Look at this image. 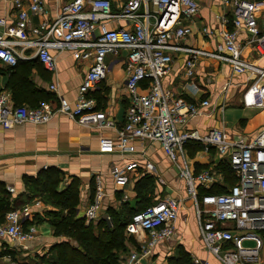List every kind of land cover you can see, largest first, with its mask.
<instances>
[{"label":"built area","instance_id":"built-area-1","mask_svg":"<svg viewBox=\"0 0 264 264\" xmlns=\"http://www.w3.org/2000/svg\"><path fill=\"white\" fill-rule=\"evenodd\" d=\"M1 1L12 2L14 9L9 15H0L1 61L14 65L25 56L19 48L33 47L39 61L55 70L56 57L50 49L56 47L70 52L75 60L87 62L88 69L73 103L59 94L58 105L42 101L37 106H13L0 92V122L40 124L55 114H66L82 125L116 129V135L100 137L101 153L134 151L131 143L136 139L159 142L186 179L208 249L224 264L260 263L264 250V128L251 140L230 136L216 127L205 133L186 129L185 124L202 114L210 100L187 101L162 85L176 55L185 56L188 80L194 79L198 61L208 58L229 64L235 74L245 76L244 105L264 108V65L244 54L248 47L255 57H264V20L259 4L255 0H215L221 8L216 16L218 27L198 26L204 40L217 38L214 47L206 49L186 42L193 34L192 25L198 23L199 0H53L54 11L48 0ZM35 16L40 18L36 24ZM241 31L248 34L243 40ZM122 52L129 101L124 122L118 127L114 118L97 108L90 92L106 78L107 56ZM51 89L58 92L56 84ZM191 141L202 143L207 152L214 148L228 162L237 181L226 184L222 193L201 194L199 187L212 188L221 183V175L215 165L198 172L190 170L185 147ZM144 149L136 159L112 167L115 187L127 185L137 171L156 172ZM14 190L9 187V191ZM103 191L102 178L96 175L94 200L82 215L86 224L98 219ZM181 205L182 199L169 196L132 215L126 232L146 233L148 240L131 251L123 264H144L153 246L173 235ZM30 213L28 204L7 211L0 221V241L8 238L22 244L35 239L37 225L25 226ZM247 241L253 245H246ZM7 264L24 263L8 256Z\"/></svg>","mask_w":264,"mask_h":264},{"label":"crops","instance_id":"crops-1","mask_svg":"<svg viewBox=\"0 0 264 264\" xmlns=\"http://www.w3.org/2000/svg\"><path fill=\"white\" fill-rule=\"evenodd\" d=\"M199 2L198 23L192 25L193 34L186 42L212 49L217 38L204 40L198 34V26L207 24L216 29V16L221 8L215 0ZM48 3L49 8L54 11L53 0H48ZM13 10L12 2L0 0L1 16L9 15ZM260 18L261 21L264 20V16ZM39 20L38 16L33 17L34 24ZM240 34L242 40L248 35L245 31ZM19 49L23 50L25 56L19 58L16 64L0 60V92L6 95L10 105L36 106L42 102L43 96L58 105L59 94L74 102L88 69L87 62L75 60L70 52H61L52 47L50 52L56 57L57 67L50 70L39 61L33 47ZM124 54L125 52L107 56L109 68L106 78L97 89L90 92L97 100V108L114 118L118 127L124 122L129 101L125 87L127 73L123 61ZM244 54L249 60L264 65V57H255L248 47ZM184 58V54L175 56L169 74L162 79L163 87L171 89L176 97L184 100L197 102L209 99L211 103L202 114L191 118L185 124L186 129L205 133L208 129L216 127L225 129L230 136L251 140L264 128V108L248 107L243 103L242 82L245 76L235 74L229 64L202 58L195 68L194 79L188 80L184 74ZM53 84L58 86V92L51 89ZM104 135H116V129L82 125L66 114H55L49 121L40 124L0 122V221L10 208L28 204L31 213L25 220V226L35 224L38 227L36 238L25 243L2 239L0 264H7L8 256L11 260L24 264H48L57 260L58 251L54 246L63 240V236L55 234L47 213L56 208L53 204L45 202L42 194L43 186L47 187L43 173L49 168L61 171L62 181L57 186L59 191L70 185L74 178H78V210L81 216L94 200L96 175L102 178L104 194L100 200L99 217L93 221L94 225L106 219L108 224L113 226L111 214L114 212L130 209L131 215L136 213L143 205L135 188L136 183L141 176L150 175L155 184L152 204L174 196L182 199V205L175 221L173 235L155 244L144 264H169L171 258H177L181 254H186L193 264H224L206 246L195 202L188 193L186 179L180 175L179 169L171 162L161 144L157 141L142 142L136 139L131 143L134 151L101 153L99 139ZM192 145L194 144L185 147V157L191 171H201L202 169H196L197 165L210 168L222 161L214 148L209 152L201 149L192 155ZM142 149L155 163L156 172L137 171L127 185L122 188L115 187L112 167L136 159ZM179 162L184 164L182 158ZM216 170L221 175H218L221 182L219 185H223L222 182L226 184L224 174L219 169ZM9 187H14L15 190L9 191ZM124 235L127 248L120 255L121 264L131 251L139 249L140 244L148 240L146 233L130 234L126 232V227ZM260 258L258 264H264V250Z\"/></svg>","mask_w":264,"mask_h":264},{"label":"trees","instance_id":"trees-1","mask_svg":"<svg viewBox=\"0 0 264 264\" xmlns=\"http://www.w3.org/2000/svg\"><path fill=\"white\" fill-rule=\"evenodd\" d=\"M41 100L49 101L47 96H43ZM192 143L194 144L190 148L192 155L204 149V145L198 141H191L187 146ZM200 166L197 165L196 169H203ZM216 168L224 174L226 184L231 185L237 181L228 162L222 160L216 165ZM43 175V179L47 181V187L43 186L42 188L43 198L45 202L53 204L56 208L48 212L50 224L56 235L68 237L54 246L58 251V258L54 263L49 264H121L120 255L127 248L124 228L129 217H132L134 213L131 215L130 209L112 213L113 226H110L106 219L100 220L97 225H94L93 222L86 225L78 210V178H74L70 185L59 191L57 186L62 181L61 171L56 168H49ZM226 184H216L210 189L201 187L200 192L201 194L222 193L226 190ZM154 187V180L148 174L141 176L138 180L135 188L143 205L141 204L142 206L136 212L152 205ZM71 239L75 240L76 244L72 243ZM169 264L193 263L186 254H181L177 258H171Z\"/></svg>","mask_w":264,"mask_h":264},{"label":"rangeland","instance_id":"rangeland-1","mask_svg":"<svg viewBox=\"0 0 264 264\" xmlns=\"http://www.w3.org/2000/svg\"><path fill=\"white\" fill-rule=\"evenodd\" d=\"M258 4H259V7H260V14H261V16H264V0H255ZM171 160V159H170ZM172 162V161H171ZM173 163V162H172ZM161 198H163V195L161 196ZM47 216L49 217V213H47ZM63 239H67L68 237H62ZM60 242V241H59ZM71 242L72 243H74V244H76V241L74 240H72L71 239ZM246 245H253V243L251 242V241H247L246 243H245ZM49 264V263H48Z\"/></svg>","mask_w":264,"mask_h":264}]
</instances>
